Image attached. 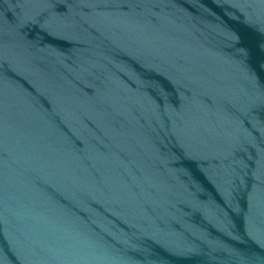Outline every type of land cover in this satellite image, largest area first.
Instances as JSON below:
<instances>
[{
  "label": "water",
  "instance_id": "water-1",
  "mask_svg": "<svg viewBox=\"0 0 264 264\" xmlns=\"http://www.w3.org/2000/svg\"><path fill=\"white\" fill-rule=\"evenodd\" d=\"M0 264H264V0H0Z\"/></svg>",
  "mask_w": 264,
  "mask_h": 264
}]
</instances>
